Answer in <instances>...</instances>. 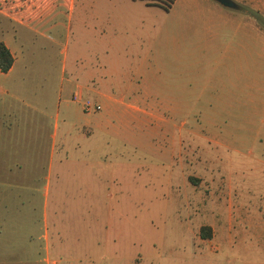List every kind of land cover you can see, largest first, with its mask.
I'll use <instances>...</instances> for the list:
<instances>
[{
  "label": "rangeland",
  "instance_id": "rangeland-1",
  "mask_svg": "<svg viewBox=\"0 0 264 264\" xmlns=\"http://www.w3.org/2000/svg\"><path fill=\"white\" fill-rule=\"evenodd\" d=\"M232 1L0 0L46 114L0 145V264H264V0Z\"/></svg>",
  "mask_w": 264,
  "mask_h": 264
},
{
  "label": "crops",
  "instance_id": "crops-1",
  "mask_svg": "<svg viewBox=\"0 0 264 264\" xmlns=\"http://www.w3.org/2000/svg\"><path fill=\"white\" fill-rule=\"evenodd\" d=\"M12 55V54H11ZM12 65L6 72H0V80L5 81L12 73L14 67V57L12 55ZM8 81V80H7ZM9 84H0V145L8 144V139L11 137V134L18 132L20 135L21 132L24 133L23 138L26 137V123L30 119L29 111L35 110L40 115V118L45 116L43 110L35 108V106L28 103V101L17 96ZM68 83L64 87H67ZM80 89V88H79ZM58 104L56 105V110L54 113V119L52 121V130L50 132V138L54 140L56 135V130L58 128L57 117H58ZM42 134H40V137ZM52 147V145H51Z\"/></svg>",
  "mask_w": 264,
  "mask_h": 264
},
{
  "label": "trees",
  "instance_id": "trees-1",
  "mask_svg": "<svg viewBox=\"0 0 264 264\" xmlns=\"http://www.w3.org/2000/svg\"><path fill=\"white\" fill-rule=\"evenodd\" d=\"M164 3V7L170 6L173 0H160ZM12 55L8 48L0 41V72H6L12 65ZM202 236L208 237V232L201 233Z\"/></svg>",
  "mask_w": 264,
  "mask_h": 264
},
{
  "label": "built area",
  "instance_id": "built-area-1",
  "mask_svg": "<svg viewBox=\"0 0 264 264\" xmlns=\"http://www.w3.org/2000/svg\"><path fill=\"white\" fill-rule=\"evenodd\" d=\"M82 107H83V110H85V111H89L91 109L92 110L99 109V105L98 104L91 103L88 100H86V101L83 102Z\"/></svg>",
  "mask_w": 264,
  "mask_h": 264
},
{
  "label": "water",
  "instance_id": "water-1",
  "mask_svg": "<svg viewBox=\"0 0 264 264\" xmlns=\"http://www.w3.org/2000/svg\"><path fill=\"white\" fill-rule=\"evenodd\" d=\"M222 7L234 8L236 4L232 0H214Z\"/></svg>",
  "mask_w": 264,
  "mask_h": 264
}]
</instances>
